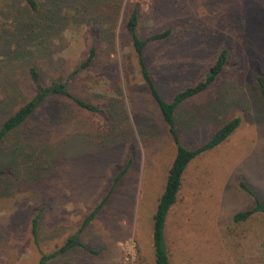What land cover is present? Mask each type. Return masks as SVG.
<instances>
[{
	"label": "rangeland",
	"instance_id": "1",
	"mask_svg": "<svg viewBox=\"0 0 264 264\" xmlns=\"http://www.w3.org/2000/svg\"><path fill=\"white\" fill-rule=\"evenodd\" d=\"M95 2L101 4L86 14L67 11L64 20L51 23L46 49L34 47L41 36L28 40L33 55L7 63L0 37V124L35 92L27 70L31 64L46 84L69 78L70 92L100 109L86 110L65 96L48 97L0 146L5 170L0 173V264H39L44 254L58 250L127 166L80 234L97 253L75 246L47 264H156L153 215L177 148L125 27L134 5L142 37L172 28L170 37L148 49L158 87L169 101L202 79L228 49L226 67L213 85L177 110L182 143L196 148L220 122L241 118L225 142L193 159L184 173L166 227L172 263L264 264V213L234 220L255 204L242 182L264 202V102L257 82L264 78V0ZM1 10L3 37L6 23L32 14L24 0H0ZM94 44L93 64L82 67ZM10 143L18 147L13 155ZM39 211L36 241L32 220Z\"/></svg>",
	"mask_w": 264,
	"mask_h": 264
},
{
	"label": "trees",
	"instance_id": "2",
	"mask_svg": "<svg viewBox=\"0 0 264 264\" xmlns=\"http://www.w3.org/2000/svg\"><path fill=\"white\" fill-rule=\"evenodd\" d=\"M24 2L26 3L29 12H32V14L24 17L22 21L18 20L16 23L15 21H12V23L8 25L6 23L5 26H3V32L7 34L6 37H3V34H1L0 31V37L3 39L5 38V43L2 46V54H4V57L7 59V63H10L14 59H20L21 56H24L27 53H30V55L35 54L36 50H30L28 48V40H35L41 36L42 39L35 43L34 47L39 49V45L42 44L40 46H43L42 48L46 49V33H50L53 28V24H50L57 23L60 19L64 20L63 17L65 16L66 18L65 14L67 11L86 14L87 11L96 4L95 0H24ZM100 4L101 3L99 2L96 6ZM1 12L2 10L0 11V16ZM139 21V8L138 5H134L129 8L127 19L125 20V27L131 37L141 76L149 89L152 99L158 105L161 115L169 128L177 148L175 158L167 175L165 188L159 198L156 211L153 215V247L155 262L156 264H173L166 240V227L172 207L178 200L184 173L193 159L225 142L239 128L241 118L237 116L222 122L219 121L220 123L215 131H213L208 140H206L202 145L196 148L185 146L181 141L177 126V110L187 100L204 93L213 85L226 67L229 53L228 49L225 48L219 53L218 57L208 68L202 79L192 85L178 90L172 100L169 101L163 97L158 87L152 65L149 62L148 49L151 43L164 41L170 37L172 34V28H166L164 30L154 32L147 37H142L138 30ZM14 23V27L10 26ZM0 28L2 29V27ZM11 29L15 31L16 34L12 32ZM15 35L17 37V42L14 43L13 41H15ZM96 54L97 46L94 44L91 46L87 59L82 64V67H90L95 60ZM27 70L31 81L35 85V92L27 101L21 104L12 113L7 115V117L0 124V146L33 116L38 107H40L48 97L65 96L70 98L81 108L90 111L100 110L97 105L90 103L70 92L69 78L57 77L53 79L51 83L46 84L42 81V75L38 66L31 64L28 66ZM257 82L261 98L264 102V78L258 77ZM9 149H12L10 150V153L13 155L17 152L16 149L18 150V147H14L13 143H10ZM128 167L129 166L117 173L107 194L89 212V214L85 216L77 232L71 234L58 250L50 254H44L40 259L39 264H47L56 255L65 253L69 248L75 246H82L94 254L97 253L96 250L87 247L80 241V234L84 231L88 224L96 218L99 211L107 203L110 196L114 192L116 185L122 179ZM4 172L5 170L0 166V173ZM241 185L248 192L253 194L256 199L255 204L252 207L247 210L237 212L234 215V220L236 222L246 221L256 212L264 213V202L256 195V192L245 182H242ZM40 216L41 212L39 211L32 220V234L36 241L38 238V223Z\"/></svg>",
	"mask_w": 264,
	"mask_h": 264
}]
</instances>
